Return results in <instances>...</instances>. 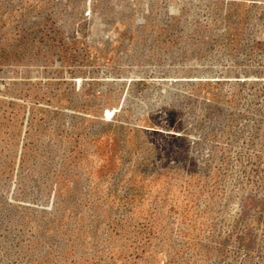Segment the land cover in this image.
<instances>
[{
	"label": "rangeland",
	"instance_id": "rangeland-1",
	"mask_svg": "<svg viewBox=\"0 0 264 264\" xmlns=\"http://www.w3.org/2000/svg\"><path fill=\"white\" fill-rule=\"evenodd\" d=\"M0 264H264V0H0Z\"/></svg>",
	"mask_w": 264,
	"mask_h": 264
},
{
	"label": "bare ground",
	"instance_id": "bare-ground-1",
	"mask_svg": "<svg viewBox=\"0 0 264 264\" xmlns=\"http://www.w3.org/2000/svg\"><path fill=\"white\" fill-rule=\"evenodd\" d=\"M106 114L108 117L114 116V112H112L111 110L106 111Z\"/></svg>",
	"mask_w": 264,
	"mask_h": 264
}]
</instances>
